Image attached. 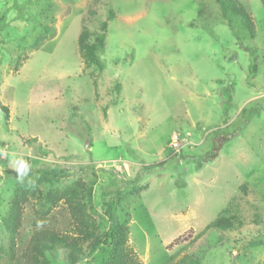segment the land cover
Wrapping results in <instances>:
<instances>
[{
	"label": "rangeland",
	"instance_id": "rangeland-1",
	"mask_svg": "<svg viewBox=\"0 0 264 264\" xmlns=\"http://www.w3.org/2000/svg\"><path fill=\"white\" fill-rule=\"evenodd\" d=\"M232 1L250 13L254 39L238 26L236 39L216 0H0V101L10 109L8 123L0 112V264L40 228L70 231L72 188L91 231L126 228L142 264H264V2ZM109 10L95 88L79 37L100 32ZM181 153L188 159L169 156ZM12 156L34 172L24 183L6 175L17 172ZM117 191L111 222L102 195ZM221 217L232 227H215ZM84 249L77 264L111 256L110 246ZM47 258L69 264L64 251Z\"/></svg>",
	"mask_w": 264,
	"mask_h": 264
},
{
	"label": "trees",
	"instance_id": "trees-1",
	"mask_svg": "<svg viewBox=\"0 0 264 264\" xmlns=\"http://www.w3.org/2000/svg\"><path fill=\"white\" fill-rule=\"evenodd\" d=\"M219 5L221 14L226 20L230 30L237 40H241L240 33L236 30V26L240 27L245 35L250 38H255V27L253 19L250 13L238 2L232 0H216ZM264 2V0H263ZM115 19V12L109 10L108 16L105 22L101 26L100 32L90 33L86 28L83 29L79 37V46L81 52L85 56L89 66L96 68L97 75L93 76V85L97 87V78L104 74L105 63L102 61L101 55L106 49V33L109 27V23ZM1 30L5 29V18L1 20ZM44 30L51 36L55 37L56 30L54 27L45 25ZM93 37V42H90V38ZM45 40L41 38L37 41V47ZM252 54H255L256 49L250 50ZM223 98L224 113H228L232 102V95L229 90L223 89L221 91ZM0 112L3 115V119L6 123L10 120V109L3 105L0 101ZM258 111L252 110L249 113L250 119ZM37 142V140H33ZM228 141V140H227ZM222 146H215L209 152L196 158L197 167L202 168L208 163L214 162L221 153ZM171 159L181 161L187 160L188 156L182 153L177 156L170 154ZM34 174L30 170L29 176ZM6 175L9 177H15L18 179L17 172L7 171ZM79 189L72 188L64 193L71 219L73 221L71 229L67 233H59L54 229L40 228L31 237L28 246L23 250L21 254H17L14 248H10V253L7 255L11 259L10 263L13 264H52L47 258V254L56 251H64L67 254V260L69 264H77L82 257L86 255L85 246L89 247V253L94 252L101 245L111 247V256L106 264H142L135 253L128 247V232L124 227L112 228L101 239L91 231L90 222L88 217L82 210L79 203ZM110 195L109 192L103 193V209L106 216L111 222L116 220V212L119 207L120 197L122 191L115 193V201H107L106 198ZM235 217V216H233ZM234 219V218H233ZM214 226L219 229H228L232 227V220L229 217H221L214 222ZM18 255V256H17Z\"/></svg>",
	"mask_w": 264,
	"mask_h": 264
},
{
	"label": "clouds",
	"instance_id": "clouds-1",
	"mask_svg": "<svg viewBox=\"0 0 264 264\" xmlns=\"http://www.w3.org/2000/svg\"><path fill=\"white\" fill-rule=\"evenodd\" d=\"M5 154L4 150H0V156ZM10 163L15 166L19 182L24 183L25 179L29 177L31 166L25 160L17 159L15 156H12Z\"/></svg>",
	"mask_w": 264,
	"mask_h": 264
},
{
	"label": "built area",
	"instance_id": "built-area-1",
	"mask_svg": "<svg viewBox=\"0 0 264 264\" xmlns=\"http://www.w3.org/2000/svg\"><path fill=\"white\" fill-rule=\"evenodd\" d=\"M184 142H185V139H183L179 134L174 135L172 138V143H171L173 151L180 152V149L184 147Z\"/></svg>",
	"mask_w": 264,
	"mask_h": 264
}]
</instances>
